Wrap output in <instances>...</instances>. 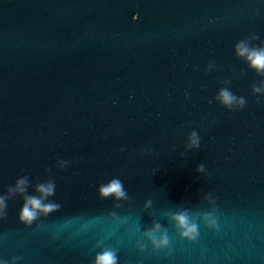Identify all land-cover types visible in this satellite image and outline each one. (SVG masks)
Returning <instances> with one entry per match:
<instances>
[{"label": "water", "instance_id": "1", "mask_svg": "<svg viewBox=\"0 0 264 264\" xmlns=\"http://www.w3.org/2000/svg\"><path fill=\"white\" fill-rule=\"evenodd\" d=\"M252 35L264 46V0H0V196L51 176L60 205L27 226L8 200L0 264H94L102 247L119 264H264V77L235 53ZM224 87L243 109L216 101ZM113 178L128 200L99 197Z\"/></svg>", "mask_w": 264, "mask_h": 264}, {"label": "clouds", "instance_id": "2", "mask_svg": "<svg viewBox=\"0 0 264 264\" xmlns=\"http://www.w3.org/2000/svg\"><path fill=\"white\" fill-rule=\"evenodd\" d=\"M257 39L256 35H252L241 40L235 45V53L239 59L245 61L259 76L264 77V46L257 47L251 44V41ZM229 83L230 81H225L226 85ZM252 91L254 94L264 95V81L259 86L254 85ZM215 99L224 108L233 111L243 109L246 105L243 97H237L227 87L220 89ZM186 147L189 150L200 147V137L196 131L191 132L189 135ZM57 166L60 169H64L68 166V162L59 161ZM47 171L49 174L51 173V169ZM196 171L198 173L205 172L204 165H198ZM30 186L29 177L22 176L15 181L14 186H10L7 189V195L0 196V218H4L6 214L7 201L15 196L23 197L24 202L19 212V221L27 226H31L41 217H47L60 209V205L51 199L56 191V184L51 176H49L48 180L35 185V195L28 194ZM98 193L101 199L114 198L116 201H126L129 199L128 193L125 191L124 185L119 178H113L108 183L101 184ZM205 199L213 204L215 203L210 194L205 196ZM151 205L152 201L148 200L145 207L148 208ZM171 220L175 223L182 239L189 241L197 240L199 236L198 225L187 211H180L171 215ZM203 220L210 228L218 227L214 209L211 212L205 213ZM144 235L151 242L154 250L168 248L169 246L170 241L166 229L159 223H154L152 227L145 231ZM138 244L140 250L143 251L144 245L139 242ZM18 259V257H14L11 264H16ZM2 264H9V262L4 261ZM94 264H119L117 251L110 247H102L101 251L95 256Z\"/></svg>", "mask_w": 264, "mask_h": 264}]
</instances>
